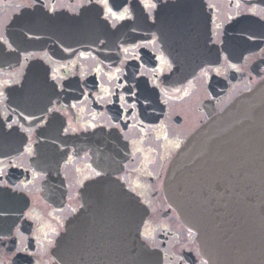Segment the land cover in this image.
<instances>
[{
	"label": "flooded vegetation",
	"instance_id": "flooded-vegetation-1",
	"mask_svg": "<svg viewBox=\"0 0 264 264\" xmlns=\"http://www.w3.org/2000/svg\"><path fill=\"white\" fill-rule=\"evenodd\" d=\"M0 56V264H60L81 192L108 175L148 211L150 261L208 264L164 180L264 80V0H0ZM109 231L75 224L71 264L119 255Z\"/></svg>",
	"mask_w": 264,
	"mask_h": 264
},
{
	"label": "water",
	"instance_id": "water-1",
	"mask_svg": "<svg viewBox=\"0 0 264 264\" xmlns=\"http://www.w3.org/2000/svg\"><path fill=\"white\" fill-rule=\"evenodd\" d=\"M164 196L208 264H264V80L189 137L169 165ZM80 200L61 236L60 264H71L75 224L91 222L119 232L121 243L119 255L93 254L95 262L159 264L141 237L148 211L118 179L90 181Z\"/></svg>",
	"mask_w": 264,
	"mask_h": 264
},
{
	"label": "bare ground",
	"instance_id": "bare-ground-1",
	"mask_svg": "<svg viewBox=\"0 0 264 264\" xmlns=\"http://www.w3.org/2000/svg\"><path fill=\"white\" fill-rule=\"evenodd\" d=\"M139 259V258H138Z\"/></svg>",
	"mask_w": 264,
	"mask_h": 264
}]
</instances>
